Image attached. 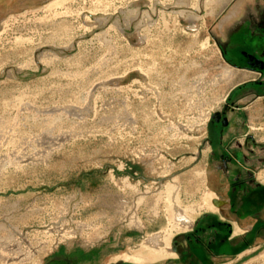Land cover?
I'll use <instances>...</instances> for the list:
<instances>
[{"label": "rangeland", "instance_id": "obj_1", "mask_svg": "<svg viewBox=\"0 0 264 264\" xmlns=\"http://www.w3.org/2000/svg\"><path fill=\"white\" fill-rule=\"evenodd\" d=\"M263 3L0 0V237L17 240L0 243V264L54 252L76 264H207L205 230L169 241L199 234L195 255H167L154 238L173 222L174 182L195 223L214 198L205 125L236 73L221 47L229 18ZM214 263L264 264V238L253 232Z\"/></svg>", "mask_w": 264, "mask_h": 264}, {"label": "crops", "instance_id": "obj_2", "mask_svg": "<svg viewBox=\"0 0 264 264\" xmlns=\"http://www.w3.org/2000/svg\"><path fill=\"white\" fill-rule=\"evenodd\" d=\"M230 23L221 49L225 64L236 73L205 128L203 175L214 198L195 223L197 233L205 230V240L200 241L199 234L187 236L173 247L177 255H195L204 247L207 264H213L215 256L240 253L253 232L264 238V3L241 11ZM125 262L108 264H130ZM44 264L76 263L68 253L54 252Z\"/></svg>", "mask_w": 264, "mask_h": 264}, {"label": "bare ground", "instance_id": "obj_3", "mask_svg": "<svg viewBox=\"0 0 264 264\" xmlns=\"http://www.w3.org/2000/svg\"><path fill=\"white\" fill-rule=\"evenodd\" d=\"M240 15H241V11H238L232 17L229 18V21H231V20H233L235 18H238ZM174 184L175 185H171L170 186V189H171V191L169 192L170 195L166 196L167 200H169V202H170L169 209L171 210V213H172V216H173V222L171 221V224H170L169 228H167L161 234H157L155 236V238H154L155 244H159V247H157L155 249H157V250H161L162 249V252H164L167 255H169V254L172 255V253L173 254L175 253V252H173L174 250L172 248L171 243H169L170 239H172L171 237H174L173 236L174 232L177 231V233H178V231H185V230H188V229L192 230V228H194V226H195V220L193 219V214L197 213V210H194L195 208L189 209V208H183L182 207V203H181V199H180V195H179L180 188H179L177 182L176 183L174 182ZM76 198H77L76 200H72L71 202H69L70 204L68 206V209H67V211L65 210L66 211L65 212V216H63L64 218H62L63 221H67L68 219H70V216H71L72 212L74 211V208L81 201V197L79 196V194H77ZM146 198H148V197H146L144 195H140V198H139L137 204L141 205L146 200ZM215 202L217 203V201H215ZM204 207L202 206V208L201 207H199V208L197 207V208L199 210V209H203ZM129 222L140 226L141 223H140L139 218L135 214V210H133V212L131 213V216L129 217ZM62 226L63 225H61V227ZM63 227H65V226H63ZM80 227L86 228V226H82V225ZM70 229H72V228H70ZM16 241L17 240L14 239L13 235L9 236L8 238H1L0 237V243H2V244H10L11 245V244H13V242L15 243ZM14 245H16V244H14ZM12 247H14V246L12 245ZM12 247L10 249H12ZM8 250L9 249H7V251ZM12 251L15 252V249H12ZM29 252H31V250L30 251L28 250L25 253H29ZM25 253L20 258V262H22V263L25 260L29 259L28 258L29 256L25 255ZM172 257H174V256H172ZM124 259L129 260V256H125ZM9 260H11V259L9 258ZM133 260L135 262H140V263L144 261L143 258H140V259L139 258H133Z\"/></svg>", "mask_w": 264, "mask_h": 264}, {"label": "water", "instance_id": "obj_4", "mask_svg": "<svg viewBox=\"0 0 264 264\" xmlns=\"http://www.w3.org/2000/svg\"><path fill=\"white\" fill-rule=\"evenodd\" d=\"M213 118H215V115L213 116Z\"/></svg>", "mask_w": 264, "mask_h": 264}]
</instances>
